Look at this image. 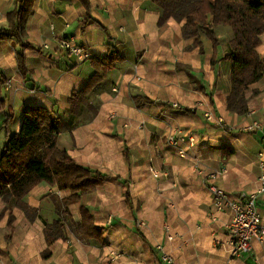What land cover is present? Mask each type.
I'll list each match as a JSON object with an SVG mask.
<instances>
[{"label": "crops", "instance_id": "1", "mask_svg": "<svg viewBox=\"0 0 264 264\" xmlns=\"http://www.w3.org/2000/svg\"><path fill=\"white\" fill-rule=\"evenodd\" d=\"M88 1L83 24L85 9L78 0H33L25 40L34 48L23 50L24 74L17 69V43L0 40L5 79L0 151L8 113V130L14 133L24 106L54 111L59 118L56 145L76 163L108 176L67 206L73 221L80 219V206H86L102 228L104 243H84L66 229V237L52 242L49 255L42 256L44 226L55 218L53 198L62 199L69 190L39 183L25 197L36 216L29 220L12 207L10 231L0 198V264H225L232 213L213 212L208 186L213 183L234 199L258 188V152L264 161V74L248 87V112L231 113L226 108L230 62L220 59L211 68L212 46L206 37H201L200 54L197 47L186 49L192 38L182 37V22L169 18L159 29V12L146 1ZM12 6L13 0H0V26L6 25ZM215 33L222 55L232 33L227 25L216 26ZM61 38L85 48L88 57L79 60L69 54L58 45ZM110 46L122 59L106 72L94 96L96 113L68 128L65 100L86 83L91 62ZM256 51L264 58V31ZM137 94L152 102L136 107ZM252 121H260L262 128L243 131ZM171 133L175 145L167 142ZM188 136L195 139L192 146ZM222 167L224 173L208 176ZM150 168L160 175L153 177ZM255 203L264 218V192ZM163 254L170 256V263L163 261ZM229 264H264V238L252 240L249 251L232 257Z\"/></svg>", "mask_w": 264, "mask_h": 264}, {"label": "trees", "instance_id": "2", "mask_svg": "<svg viewBox=\"0 0 264 264\" xmlns=\"http://www.w3.org/2000/svg\"><path fill=\"white\" fill-rule=\"evenodd\" d=\"M78 1L85 9L82 19L85 24L89 1ZM143 1L159 12V29L169 18L182 22V37L192 38V43L186 46V49L197 47L198 53L202 54L201 37H206L212 46L210 66L213 70L220 59L230 62L226 108L231 113L246 114L248 87L264 74V58L256 51L259 35L264 31V0ZM32 6L33 0H13L12 8L6 13L7 23L0 26V40H14L17 43L16 63L22 74L25 73L23 50L34 48L25 40L26 20L32 13ZM218 25H227L232 33L222 55L219 54L220 43L215 33V27ZM84 27L85 25H82V29ZM120 59L121 56L111 46L103 57L93 59V71L86 83L73 90L65 100L64 112L67 114L68 128L90 120L96 113L98 99L94 96L99 91L106 72ZM4 83L5 79L0 72V110L4 108ZM255 92L252 90L251 94ZM133 102L136 107H140L142 103L152 100L137 94L133 95ZM22 111L17 132L10 133L8 130L10 113L3 120L5 141L0 151V198L4 203L3 210H8V231L12 227V207L20 208L29 220L36 216L37 210L26 204L25 197L34 185L45 183L58 189H68L69 195L62 199L53 198L55 218L44 226L46 248L42 251V256L49 255L48 246L52 242L66 237V229L71 230L84 243H104L102 228L94 224L88 208L81 205L80 219L73 221L67 206L79 201L81 195L93 192L108 176L76 163L64 149L56 145L59 118L54 111L39 105H26ZM183 111L191 110L183 108ZM138 234L144 239L140 232Z\"/></svg>", "mask_w": 264, "mask_h": 264}, {"label": "built area", "instance_id": "3", "mask_svg": "<svg viewBox=\"0 0 264 264\" xmlns=\"http://www.w3.org/2000/svg\"><path fill=\"white\" fill-rule=\"evenodd\" d=\"M58 45L79 60H84L88 57L85 48L76 45L69 38H61L58 42ZM205 116L207 119L210 118L208 114H205ZM261 128L262 124L260 121H252L251 123L245 125L242 129L245 132H253L260 130ZM262 138L264 141V136ZM187 141L188 145L192 146L195 139L192 136H188ZM167 142L175 145L177 143L176 135L174 133L169 134L167 136ZM180 152L183 153V150H180ZM257 155L259 158L258 165L260 168V174L258 176L259 186L254 192L242 194L238 199H234L231 198L228 193H226L219 186L213 183L208 186V190L211 195L213 212L230 209L232 213L231 218L226 226L229 236L230 256L226 260L225 264H229V261L232 257L238 256L242 252L249 251L252 240H261L264 238V218H262L258 213L255 203L257 195L264 192V161L262 159L263 152L260 151L257 153ZM225 170V167H222L214 172L209 173L208 176L213 178L218 174L224 173ZM151 171L153 172L154 169H151ZM167 238L170 239L171 236L168 235ZM162 258L166 263L171 262V258L167 254H163Z\"/></svg>", "mask_w": 264, "mask_h": 264}, {"label": "rangeland", "instance_id": "4", "mask_svg": "<svg viewBox=\"0 0 264 264\" xmlns=\"http://www.w3.org/2000/svg\"><path fill=\"white\" fill-rule=\"evenodd\" d=\"M205 42H206V43H205ZM204 43H205L206 46H208V47L210 48V43H209L208 40H204ZM108 83H110V81H108ZM151 169H154V168H150V172H151V175H152L153 177H157V176L160 175L161 172H160L159 170L154 169V171L152 172ZM154 172H155V175H154Z\"/></svg>", "mask_w": 264, "mask_h": 264}]
</instances>
